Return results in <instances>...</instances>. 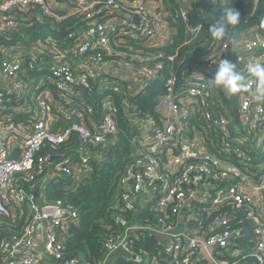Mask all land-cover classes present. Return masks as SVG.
<instances>
[{
    "label": "built area",
    "instance_id": "built-area-1",
    "mask_svg": "<svg viewBox=\"0 0 264 264\" xmlns=\"http://www.w3.org/2000/svg\"><path fill=\"white\" fill-rule=\"evenodd\" d=\"M226 2L0 0V32L37 22L33 9L54 19L50 24L58 30L70 21L65 40L48 53L43 43L29 48L50 61L42 73L47 81L42 78L37 90L26 58L31 68L40 59L27 48L8 46L0 60V76L10 87V93L0 89V216L29 212L21 233L0 241V264H48L47 255L62 259L81 213L61 200L38 203L32 187L52 159L57 182L69 177L77 186L86 178L81 174L91 166L93 149L120 135L130 145V162L112 206L117 229L105 238V254L123 251L128 260L142 262L132 238L146 231L158 247L148 264H264V100L255 98L257 79L249 71L250 65H264V12L235 45L212 43L188 66L179 68L181 46L174 54L165 50L177 33L173 22L180 20L196 36L206 10ZM260 2L253 0L251 15ZM221 59L236 65L244 90L229 94L212 85ZM109 67L111 73L105 71ZM152 85L163 89L156 108L144 111L132 99ZM121 97L124 114L132 118L125 127L116 102ZM34 99L40 115L31 114ZM54 109L69 119L57 130L48 118ZM71 139L77 140L74 152L62 151ZM142 192L141 206L152 217L132 223ZM40 227L45 241L35 252ZM60 264L89 263L76 257Z\"/></svg>",
    "mask_w": 264,
    "mask_h": 264
},
{
    "label": "trees",
    "instance_id": "trees-1",
    "mask_svg": "<svg viewBox=\"0 0 264 264\" xmlns=\"http://www.w3.org/2000/svg\"><path fill=\"white\" fill-rule=\"evenodd\" d=\"M174 2V0H170ZM253 0H227L224 5L215 8L214 10L207 9L206 13L200 18L202 29L196 36H192L185 31V27L180 20L173 22L177 26V33L173 35L170 43L165 46L167 54H174L180 47L177 60L181 62L179 68L188 66L196 57L210 51V45L218 41L210 36V26L220 18L224 8L233 7L239 13V22L232 26L228 37L223 39L235 40L246 29L250 28L255 23L261 22V15L264 12V0L259 3L255 14L251 15ZM196 15L195 21L197 23ZM45 22L37 21L32 25H18L15 32L4 30L0 32V58L3 55V49L8 46L17 44L24 45L28 41H34L37 38L46 34L47 31L52 32L49 22L50 18L44 17ZM70 22V21H69ZM69 22L66 21L57 29V33L65 37L67 35L64 28L68 27ZM188 41L187 44L182 45ZM2 49V50H1ZM28 64V60L26 61ZM184 66H183V65ZM95 85V82H93ZM163 85H158V90L154 85L150 86L147 92L140 93L132 101L142 108L144 111H152L157 105V95L161 93ZM98 101L102 95L95 96ZM131 101V100H130ZM129 100L127 102H130ZM117 106L120 108L119 121L121 126L125 127L128 121L122 109L123 99L121 97L116 100ZM19 119L25 118V115H19ZM69 119L64 118L57 121L53 125V130L65 125ZM68 141L61 145L62 151L74 152L77 145V140ZM94 156H90L91 172L84 180L80 181L77 186H72V181L69 177H65L58 184V187L47 190L44 202H54L57 200L63 201L79 209L81 213L80 221L77 225H73L69 229V236L65 241L63 257L60 261L53 260L51 264H60L61 261L80 257L83 262L89 264H98L102 253H104L105 238L117 227L113 224L112 206L116 200V194L119 190L121 177L125 173L130 162V145L123 135H120L114 141L108 143L105 147H97L93 149ZM103 156L99 161L95 160L96 155ZM38 182V181H37ZM36 182V183H37ZM35 183V184H36ZM34 184V185H35ZM38 201V200H37ZM39 203V201H38ZM42 204V203H40ZM6 215L0 216V241L7 239L12 235L21 233L26 224L27 213L24 211L20 216H15L19 211L13 210ZM131 220L134 219L133 212L130 214ZM129 215V216H130ZM140 216V215H139ZM152 217V212L147 210V218ZM139 221V220H137ZM132 248L136 255L142 256V262H137L133 259H126L123 256L115 258V264H148L151 258L158 252L156 237L146 231H138V237H133ZM116 256V255H115Z\"/></svg>",
    "mask_w": 264,
    "mask_h": 264
},
{
    "label": "crops",
    "instance_id": "crops-1",
    "mask_svg": "<svg viewBox=\"0 0 264 264\" xmlns=\"http://www.w3.org/2000/svg\"><path fill=\"white\" fill-rule=\"evenodd\" d=\"M166 1H167L168 5L172 4V1H170V0H166ZM31 12L33 14L37 15V18H38L39 21L45 22L44 17H43V15L41 14V12L39 10H34L33 9V10H31ZM52 20H54V19L50 18V21H52ZM49 26H50V29H52L54 31H52V32L47 31L46 34H44L43 36L37 38L34 41H28L24 45L28 46V45H30V43H32V47H34V46L40 45V43H43V45L45 47V51L47 52V50L50 47H52L53 44L57 43L58 41H63L64 40L63 36L60 35L59 33L55 32V31H57V29L52 27L50 22H49ZM172 38H173V36H171V40H172ZM171 40H170V42H171ZM32 47H29V48H32ZM29 48H27V50L32 54V57H37L38 59H40V64L39 65H34V67L31 68L29 66L30 59L26 58V60H28V64H27L28 70L27 71L30 72V74L32 76V79H33L34 88L37 90V88H39L42 85V83H41V79L42 78L47 81V78H46L47 75L42 77V73H43L44 70H46L45 69L46 68V64L50 63V61H45L46 59L45 60H41V58H42V55H40L41 53H36V51L34 49H29ZM6 51H7V47L3 49V55L0 58V60L5 57ZM105 71L108 72V73H111L112 69L109 67V68H106ZM98 72H99V69H98ZM37 77H41V78L39 79ZM129 81H131V80H129ZM45 85H47V84H45ZM0 89L6 90L8 93H10L9 83L2 76H0ZM45 96L48 98V100H50V96H49L48 93ZM51 101L53 103H55V100H53L52 98H51ZM30 106H31V110H32L31 114L33 116L36 115V114L40 115L41 110L38 108L37 102H36L35 99L33 101H30ZM57 108H58V106H57ZM59 112L63 113L64 111H61V109L59 111H57V109H54L52 112H50V115H49L48 118L51 119L50 120L51 124L54 125V123H56L58 120H61L62 118H66L65 116L61 115ZM128 120H132V118L129 116ZM1 131H2V126L0 125V132ZM18 155H19V152L17 151V153L14 154V156L18 157ZM94 155H95V152L90 154V156H94ZM100 158H104V157L103 156H99V154H98V155H96L95 160L99 161ZM58 160H60V158H57L56 162ZM51 163H52V165L50 166L49 171L46 172L45 175H43L41 178H39L38 179L39 181L32 187V191L36 195V198L39 201V203H43L45 201V198H46L45 195H46V191L47 190L53 189L54 187H58L60 185L57 182L58 178H57V176H56V174L54 172V167H53L55 165V159H52ZM90 172H91V168L90 167L86 171H84V172L82 171L81 178L88 177ZM145 197H146V193L145 192H142L139 195V199L137 200V203H136V208L134 209V212H133L134 219L132 220V223H140V222H137V220H143L147 216V210L148 209H144V207L141 206V205H143V203L141 201L143 199H145ZM16 213L17 214L15 216H20L21 213H23V212L19 211V212H16ZM44 241H45V228L44 227H40L38 232L36 233L35 242H34V245L32 247V250L35 251V252L36 251H40L43 248ZM118 256H123L126 259L128 258V254H126L123 251H120V252H118L116 254L113 253V254H110V255L102 253V257L100 258V260L104 264H115V258L118 257ZM44 258L48 262V264L53 263V259L49 255L45 256Z\"/></svg>",
    "mask_w": 264,
    "mask_h": 264
},
{
    "label": "clouds",
    "instance_id": "clouds-1",
    "mask_svg": "<svg viewBox=\"0 0 264 264\" xmlns=\"http://www.w3.org/2000/svg\"><path fill=\"white\" fill-rule=\"evenodd\" d=\"M240 20L239 13L233 7L224 8L221 16L209 28L210 36L217 40H223L228 37L232 26L236 25ZM231 42L233 45L237 43L233 37ZM249 71L257 79V87L254 95L258 100H264V65H250ZM243 77L236 71V65L228 60L221 59L215 75L211 80L214 87H219L226 90L229 94H235L245 89L242 83Z\"/></svg>",
    "mask_w": 264,
    "mask_h": 264
},
{
    "label": "rangeland",
    "instance_id": "rangeland-1",
    "mask_svg": "<svg viewBox=\"0 0 264 264\" xmlns=\"http://www.w3.org/2000/svg\"><path fill=\"white\" fill-rule=\"evenodd\" d=\"M20 46H22L23 49H26V48L32 47V43H30V45H28V46H26V45H20ZM23 72L26 73V69H24ZM25 211H26V213H29L27 210H25ZM144 221H145V218H144L143 220H139V221H137V222H141V223H143Z\"/></svg>",
    "mask_w": 264,
    "mask_h": 264
}]
</instances>
